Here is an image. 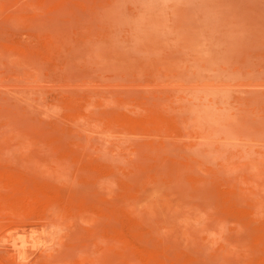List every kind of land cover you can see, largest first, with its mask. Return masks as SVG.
Instances as JSON below:
<instances>
[{
	"label": "rangeland",
	"instance_id": "1",
	"mask_svg": "<svg viewBox=\"0 0 264 264\" xmlns=\"http://www.w3.org/2000/svg\"><path fill=\"white\" fill-rule=\"evenodd\" d=\"M0 264H264V0H0Z\"/></svg>",
	"mask_w": 264,
	"mask_h": 264
}]
</instances>
